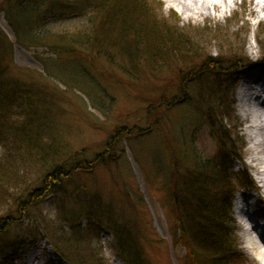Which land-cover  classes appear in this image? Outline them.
I'll use <instances>...</instances> for the list:
<instances>
[{"label":"rangeland","instance_id":"374dc122","mask_svg":"<svg viewBox=\"0 0 264 264\" xmlns=\"http://www.w3.org/2000/svg\"><path fill=\"white\" fill-rule=\"evenodd\" d=\"M147 1L156 17L163 21L165 31L176 34L172 38H179V41L186 38L181 41V45H185L176 51L174 59L165 54L166 46H169L167 42L161 45V51L157 49L159 55L146 49L147 54L142 60L131 54L125 63V55L120 56L117 50L111 51L110 55L114 57L100 56L96 52L97 55L91 49L86 51L90 73L92 71L95 80L93 93L90 79L80 71V62L65 56L61 60L63 62L56 63V57L46 46H30L20 35L21 31L15 32L5 10L0 14V30L10 44L9 48L6 45L7 49H3L4 64L13 76L20 79H25L23 74L33 72L37 78L43 73L39 84H45V94L56 100V104L51 106V117L59 133L56 132V140L64 143L69 154L78 152L83 159L90 161L106 150L109 153L91 170L73 174L60 192L42 198L29 209L27 216L9 228L2 240L8 238L24 243L18 245L13 264H26L33 257L37 258L35 264H66L57 258L50 242L41 239L42 228L57 223L58 214L64 216L63 210L70 208L75 197L73 194L77 193L73 191L78 188L85 195L97 193L104 209L108 206L116 219L132 223L146 264H186L185 249L174 244V240L178 242L174 239L177 229L168 199L166 176L170 171L172 154L174 159L178 153L187 156L189 149L205 158L216 156L221 151L234 152L238 160L231 161L227 173L232 189L237 193L234 199L246 195L256 200L255 192L243 185L242 178L247 175L256 184L254 175L263 164L254 163V169L249 165V158L254 155L249 147L257 141L247 130L248 123L242 117L238 92L243 76L253 68L252 64L264 61V21L252 17L250 4L241 0L223 15L212 11L210 18L198 19L186 18L175 7L168 8L163 0ZM19 2L0 0V7L6 9L8 3L12 6ZM21 14L26 18L25 10H21ZM86 21L88 19L67 13L51 20L46 27L49 35L72 34L86 25ZM29 33L34 35L31 30ZM128 38H122L120 45L127 47L128 43L132 44ZM152 39L155 38H149L148 43L156 45ZM242 53L251 64L247 69L241 61ZM77 56L83 63L85 56L80 53ZM156 56L164 58L159 59L162 64L155 62L158 60ZM208 58L222 61L221 71L200 72ZM230 62L236 63L235 69ZM239 67L240 70L236 71ZM183 74L188 75L190 81L194 80L191 79L195 74V81L182 82ZM83 90L88 91L87 95ZM177 91L183 92V102L168 104L164 101L165 96ZM176 101L180 100L177 98ZM211 105L216 115L221 113L227 118L228 130L221 141L207 129L209 111L206 106ZM219 107L221 112H217ZM119 132L125 134L114 144L115 149L105 148L107 141ZM186 164L188 168V162ZM176 169L182 173L185 166L178 165ZM39 174V171H30L26 186L14 192L20 201L10 200L0 208V216L13 214L24 203L26 191L37 185ZM254 209L257 208L247 207L245 210L253 219L259 220L253 214ZM231 215L234 222L227 231L229 239L234 241L242 255V264H259L248 252L233 202ZM85 225L82 222L81 228ZM59 227L67 231L57 223ZM33 229L39 231V239L35 242L28 235ZM92 233L90 230L88 246L93 249V256H84L88 264H123L112 249V236L105 232L96 239Z\"/></svg>","mask_w":264,"mask_h":264},{"label":"trees","instance_id":"16d2710c","mask_svg":"<svg viewBox=\"0 0 264 264\" xmlns=\"http://www.w3.org/2000/svg\"><path fill=\"white\" fill-rule=\"evenodd\" d=\"M148 3L147 0H20L18 5L11 6L8 3L6 9L0 7V14L5 10L15 32L21 31L20 35L25 37L30 46H46L50 54L56 57V63L63 62L61 60L65 56L71 57L76 63L80 62V71L90 79L93 93L96 86L92 71L90 73L91 66L86 51L91 49L100 56L114 57L110 55L111 51L117 50L120 56L125 55V63L131 54L142 60L147 54L146 49L159 55L163 47L161 45L167 42L169 46H166L165 54L174 59L176 51L185 45L182 46L181 41L186 38L179 41V38H172L176 34L171 35L165 31L163 21L156 17ZM21 10L27 13L26 18L22 16ZM67 13L88 19L87 24L72 34L49 35L46 25ZM30 30L34 35H30ZM125 37H129L132 42L127 47L120 45ZM153 37L156 45L148 43V39ZM255 41L258 45L257 39ZM6 45L10 47L0 30V208H4L10 200L20 201L14 192L26 186L30 171L41 173L37 185L26 191L24 203L13 214L0 216V264H13L18 245L24 243L7 240L8 238L2 240L7 236L9 228L21 217L27 216L29 209L42 198L60 192L65 181L73 174L91 170L109 153L106 150L91 161L83 159L78 152L72 155L68 153L64 143L56 140L58 129L51 117V106L56 104V100L45 94V84H39L43 73L37 78L33 72L29 75L23 74L25 79L13 76L9 67L4 64L3 49H7ZM78 53L85 56L84 64L77 56ZM156 57L158 60L155 62L162 64L159 59L164 58ZM244 57L242 53L243 67L249 63ZM222 63L208 58L200 72H219ZM230 63L235 69L236 63ZM239 70L240 67L236 69ZM191 80L195 81V74ZM193 81L183 74L182 82ZM82 92L87 95L88 91ZM182 94V91H177L165 96L166 100H163L168 104L181 103L184 101ZM177 98L180 101H176ZM188 100L187 97L186 101ZM206 107L209 111L207 129L221 141L228 130L227 118L221 113L216 115L212 105ZM221 111L219 107L217 112ZM123 134L125 132L117 133L107 141L105 148L115 149L114 144L118 143ZM189 150L187 156L178 153L175 159L172 154L170 171L166 176L168 199L177 229L174 239H178V242L174 240V244L185 249L186 264H242V255L234 241L229 239L227 231L233 223L230 218V202L234 192L227 174L230 171L228 165L238 158L236 159L232 151H221L216 156L205 158L199 152ZM178 165L185 166L182 173L177 171ZM242 179L244 184L251 185V180L246 176ZM73 192H77L73 194L77 199L73 197L70 208L63 210L64 216L58 214L57 220L67 231L57 228V223H50L42 228L41 239L50 242V246L63 262L88 264L84 256H93L94 251L88 246V234L93 230L92 236L94 234L93 238L96 239L105 232L112 236V249L124 264L147 263L139 245V237L134 233L130 221L116 219L110 214L108 206L104 209L97 193L85 195L80 188ZM46 221L48 222L47 219ZM82 222L86 224L83 228ZM28 235L29 238H34L33 242L39 239L37 229H33Z\"/></svg>","mask_w":264,"mask_h":264},{"label":"bare ground","instance_id":"6f19581e","mask_svg":"<svg viewBox=\"0 0 264 264\" xmlns=\"http://www.w3.org/2000/svg\"><path fill=\"white\" fill-rule=\"evenodd\" d=\"M163 1L168 8L175 7L186 18L193 19L210 18L212 11L223 15L226 11H231V8L238 2V0ZM242 1L250 4L249 14L252 17L264 21V0ZM252 65L253 68L244 74L238 93L242 117L244 116L245 121L248 123L247 130L250 131L257 141L255 145L249 147L251 151H254V155L249 158V165L252 169L256 167L254 163L261 166L263 164V167H261V170L256 171L257 173L254 175L256 179V184L253 181L255 188L254 198L256 200L246 197V195L240 196L242 200H240V204L235 209V213L240 217L248 252L259 264H264V61L256 62ZM249 201L250 203H248ZM247 207L257 208L253 210V214L259 220H256V218L254 220L246 212L245 209ZM26 264H33L32 259L26 261Z\"/></svg>","mask_w":264,"mask_h":264}]
</instances>
